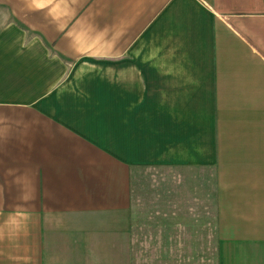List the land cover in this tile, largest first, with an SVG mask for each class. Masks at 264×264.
I'll list each match as a JSON object with an SVG mask.
<instances>
[{
    "label": "crops",
    "instance_id": "1",
    "mask_svg": "<svg viewBox=\"0 0 264 264\" xmlns=\"http://www.w3.org/2000/svg\"><path fill=\"white\" fill-rule=\"evenodd\" d=\"M204 168L264 264V0H0V264H140L137 176Z\"/></svg>",
    "mask_w": 264,
    "mask_h": 264
},
{
    "label": "rangeland",
    "instance_id": "2",
    "mask_svg": "<svg viewBox=\"0 0 264 264\" xmlns=\"http://www.w3.org/2000/svg\"><path fill=\"white\" fill-rule=\"evenodd\" d=\"M137 177L133 226L134 250L142 256L140 264H147L149 253L166 255L171 264H179L176 254L186 257L181 264H217V236L211 228L212 169L189 170L184 175L152 169L141 171ZM170 220L181 221L186 227L161 230Z\"/></svg>",
    "mask_w": 264,
    "mask_h": 264
}]
</instances>
